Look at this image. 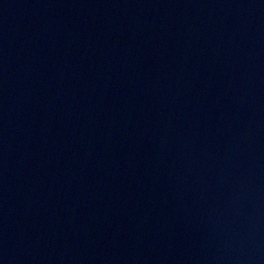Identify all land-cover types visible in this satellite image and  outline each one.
<instances>
[{
  "label": "water",
  "instance_id": "obj_1",
  "mask_svg": "<svg viewBox=\"0 0 264 264\" xmlns=\"http://www.w3.org/2000/svg\"><path fill=\"white\" fill-rule=\"evenodd\" d=\"M0 264H264V0H0Z\"/></svg>",
  "mask_w": 264,
  "mask_h": 264
}]
</instances>
